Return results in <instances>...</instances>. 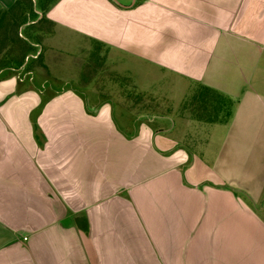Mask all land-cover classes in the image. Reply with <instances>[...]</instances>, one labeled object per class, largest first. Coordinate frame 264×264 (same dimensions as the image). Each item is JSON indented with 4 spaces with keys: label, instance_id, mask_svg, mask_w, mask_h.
<instances>
[{
    "label": "crops",
    "instance_id": "obj_1",
    "mask_svg": "<svg viewBox=\"0 0 264 264\" xmlns=\"http://www.w3.org/2000/svg\"><path fill=\"white\" fill-rule=\"evenodd\" d=\"M133 4L55 0L49 46L86 38L213 90L216 168L78 89L2 79L0 264H264V0Z\"/></svg>",
    "mask_w": 264,
    "mask_h": 264
},
{
    "label": "rangeland",
    "instance_id": "obj_2",
    "mask_svg": "<svg viewBox=\"0 0 264 264\" xmlns=\"http://www.w3.org/2000/svg\"><path fill=\"white\" fill-rule=\"evenodd\" d=\"M38 1L34 0L33 7L40 13ZM116 1L134 6L139 0ZM11 29L9 26L4 36L0 34V69L9 59L19 58L23 53L19 38H25V25ZM42 31L41 45L36 46L41 56L31 63V72L23 67L4 73L6 78L16 77L20 84L26 82V87L31 84L43 92L78 89L90 97L91 103H111L115 118L123 127L133 121L162 124L164 129L168 128L173 143L182 140L189 151L216 168L215 152H223L228 134L220 123L228 118V111L224 105L217 106V99L211 98V104L205 107L197 101L203 91L199 86H190L172 73L150 66L144 59L86 38L63 39L58 35L52 49L47 38L54 30L46 26ZM95 94L97 98L92 99ZM258 207L264 215V196Z\"/></svg>",
    "mask_w": 264,
    "mask_h": 264
},
{
    "label": "trees",
    "instance_id": "obj_3",
    "mask_svg": "<svg viewBox=\"0 0 264 264\" xmlns=\"http://www.w3.org/2000/svg\"><path fill=\"white\" fill-rule=\"evenodd\" d=\"M54 1L55 0L38 1L40 11L43 13V17L40 19H38L40 16L39 13L34 8V0H17L15 6H13L0 16L1 36H4V34L6 33V29L9 28V26L12 29H17V27L20 26L21 28L25 25L24 31H26L25 38H19L21 41L20 46H22L20 47V49L22 48L23 50L22 55L16 59H6L8 61L5 63V65H2L0 69V80L6 78V75L4 73H11L10 71H18L23 67H25L28 72H31V63H33L35 60L37 61L41 56V54L37 55L38 49L36 46L41 45V41L44 35V31H42V29H44L46 26H50V28L53 27V23L45 18V13ZM38 23H40L39 26L37 25ZM35 25H37L38 27H36ZM200 89L203 90L201 93H199L202 96H198L197 101L201 102V104H203L205 107H208L212 102L211 98H214L219 101V103H217L218 107L224 105L227 108L225 100L218 94H216L213 90L204 86H200ZM228 110L229 108L227 109V111ZM227 114L229 117L230 112L228 111Z\"/></svg>",
    "mask_w": 264,
    "mask_h": 264
},
{
    "label": "built area",
    "instance_id": "obj_4",
    "mask_svg": "<svg viewBox=\"0 0 264 264\" xmlns=\"http://www.w3.org/2000/svg\"><path fill=\"white\" fill-rule=\"evenodd\" d=\"M40 54V53H39ZM39 54H37V55H39Z\"/></svg>",
    "mask_w": 264,
    "mask_h": 264
}]
</instances>
